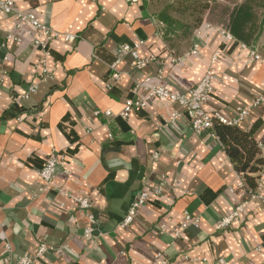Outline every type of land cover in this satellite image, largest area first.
I'll list each match as a JSON object with an SVG mask.
<instances>
[{
	"label": "crops",
	"instance_id": "crops-1",
	"mask_svg": "<svg viewBox=\"0 0 264 264\" xmlns=\"http://www.w3.org/2000/svg\"><path fill=\"white\" fill-rule=\"evenodd\" d=\"M15 8L34 14L56 38L50 79L39 82L41 55L28 27L15 14L0 15V258L5 243L17 259L34 256L43 242L49 251L34 264H154L158 254L166 264H264V201L242 185L218 140L195 135L185 111L168 100L150 99L120 116L127 100L145 96L137 87L146 79L171 92L190 90L219 51L205 109L234 117L264 96V60H252L249 49L207 25L195 54L191 48L177 59L165 56L161 25L144 0H18ZM123 46L160 58L138 70ZM32 83L38 89L24 100ZM238 129L264 163V104ZM52 152L65 164L46 188L39 172ZM259 182L264 196V167ZM160 183L161 196L119 228L137 194ZM74 197L91 204L88 237L87 213ZM242 204L238 220L217 229ZM185 215L197 226L182 229Z\"/></svg>",
	"mask_w": 264,
	"mask_h": 264
},
{
	"label": "built area",
	"instance_id": "built-area-1",
	"mask_svg": "<svg viewBox=\"0 0 264 264\" xmlns=\"http://www.w3.org/2000/svg\"><path fill=\"white\" fill-rule=\"evenodd\" d=\"M18 0H0V15H10L15 14L20 21V23L26 25L29 29V33L32 37V44L35 48L40 51L41 58L38 62L37 68L39 71L38 80L39 82H46L50 79V74L47 70V60L50 56L49 45L56 38V35L47 27L42 25L37 17L32 13H20L17 12L15 4ZM201 31H197L196 36H199ZM226 38L232 40L231 36L227 33L222 32ZM65 41H72L75 39L72 35H65L63 37ZM242 48H246L242 45ZM198 50V46L195 44L190 50L189 54H195ZM122 52L128 53L134 63V67L138 70L147 68L151 63L155 62L154 56L140 57L138 52L134 49H130L127 46H123L121 49ZM220 57V52L216 51L212 56L211 65L208 70L205 72L202 79L190 90L186 92H171L162 85H153L150 82V79H146L143 84L138 85V89H141L145 92L144 97H136L134 99L127 100L123 110L120 113V116L127 118L131 112L144 108L147 105V102L150 99L158 100H168L174 103H177L187 114L190 120V127L195 135L200 138L210 137L216 138L213 133V124L215 122L220 123L224 126L229 127H238L241 121L248 115V112L260 105L264 104V96L258 97L253 103L240 107L236 109L234 117L228 118L219 113H208L205 109V105L210 99L213 93V82H214V65L217 63ZM252 60H261L260 57L252 52L250 54ZM119 74L114 73L112 75L113 81L119 80ZM2 77L0 76V82ZM38 89V83H32L29 86L27 92L22 96L24 100L28 99L31 94H34ZM177 118L176 115H172L169 120L174 121ZM156 157V155H155ZM65 158L64 155L52 152L47 157L43 167L39 172V177L44 185V187L49 188L52 184V181L55 177V172L58 167H64ZM163 183H160L158 186L152 189H143L141 190L132 203L129 206L127 214L120 224L121 229L129 227L137 214V211L140 207L144 206L150 197H159L163 191ZM254 198H258L264 201V196L262 195V183L259 182L258 189L253 195ZM78 205L79 209L87 213L88 226L85 229L84 235L88 237L91 230V225L93 224L92 215L88 214V210L91 207L90 202L85 197H74L73 199ZM244 204L237 205L234 210L227 216L223 217L218 225L217 229L225 230L229 229L236 220H238L241 212L244 209ZM197 220L192 219L189 215H185L184 222L182 223V229H185L191 225L197 226ZM179 235L178 232L174 234L175 237ZM48 247L40 242L37 246L34 256H23L15 259L13 257V250L9 243L4 244V253L0 258V264H34V261L38 258H41L43 255L48 253ZM156 262L154 264H166L165 260L161 257V254H158L155 258ZM217 264H236L232 262H227L223 259H218Z\"/></svg>",
	"mask_w": 264,
	"mask_h": 264
},
{
	"label": "trees",
	"instance_id": "trees-1",
	"mask_svg": "<svg viewBox=\"0 0 264 264\" xmlns=\"http://www.w3.org/2000/svg\"><path fill=\"white\" fill-rule=\"evenodd\" d=\"M218 1L144 0L148 13L161 25L165 56L177 59L185 55L195 45L197 31L207 25L229 34L234 43L264 60V41L257 49L264 38V0H224L218 6L223 16L212 19L209 15L215 3L220 4ZM212 130L234 169L242 175V185L249 193H256L264 163L254 140L237 126L215 122Z\"/></svg>",
	"mask_w": 264,
	"mask_h": 264
},
{
	"label": "rangeland",
	"instance_id": "rangeland-1",
	"mask_svg": "<svg viewBox=\"0 0 264 264\" xmlns=\"http://www.w3.org/2000/svg\"><path fill=\"white\" fill-rule=\"evenodd\" d=\"M225 1L230 2L231 0H225ZM232 1H235V0H232ZM218 2L220 4L215 3V6H213V10L210 12L209 16L212 17V19L221 18L223 16V11L220 8L221 7L220 5L224 4V0H219ZM209 16L206 18L207 20L209 19ZM263 41H264V38L259 41L257 49H259L260 46H262Z\"/></svg>",
	"mask_w": 264,
	"mask_h": 264
}]
</instances>
